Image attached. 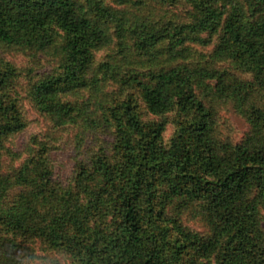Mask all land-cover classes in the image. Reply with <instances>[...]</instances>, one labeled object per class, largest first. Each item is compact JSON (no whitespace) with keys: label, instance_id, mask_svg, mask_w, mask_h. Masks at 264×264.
I'll use <instances>...</instances> for the list:
<instances>
[{"label":"trees","instance_id":"16d2710c","mask_svg":"<svg viewBox=\"0 0 264 264\" xmlns=\"http://www.w3.org/2000/svg\"><path fill=\"white\" fill-rule=\"evenodd\" d=\"M183 1L191 17L179 22L160 20L154 5L0 0V44L57 58L28 92L51 121L48 135L68 131L82 143L102 128L113 138L67 181L38 136L10 152L21 163L6 169V140L29 123L10 94L13 70L0 68V264H59L26 252L33 240L65 252L66 264H264V0ZM112 27L117 57L94 67ZM80 89L89 95L74 98ZM228 104L251 126L238 142L219 121ZM172 110L184 118L165 143L166 124L154 117ZM174 203L197 205L208 233L176 222L170 236Z\"/></svg>","mask_w":264,"mask_h":264},{"label":"rangeland","instance_id":"374dc122","mask_svg":"<svg viewBox=\"0 0 264 264\" xmlns=\"http://www.w3.org/2000/svg\"><path fill=\"white\" fill-rule=\"evenodd\" d=\"M107 2L117 9H128L133 11L142 9L144 12H149V8L145 9L144 7H152V5H154L153 7L157 8L155 12L160 16V20H175L179 22L184 20L186 15H188L186 19L190 18V12L192 10V5L183 0H177L172 4H159L154 0H126L124 3H119L117 0H107ZM110 32L112 34L111 40L94 52V67L100 62L112 58L115 59L117 57L120 45L118 44L117 37L113 34V27ZM216 41L217 39L215 37L212 44L208 46L201 45L198 47L200 58L205 59L210 57ZM56 60V56L49 54L42 55L30 48L11 47L0 44V68H10L13 70L15 75L14 87L10 90V94L18 98L23 114L29 123L25 130L10 136L6 140V149L3 152L4 157L2 158V162L6 169L13 171L20 165L21 159H17L13 155H10L11 151L17 152L19 149H23L33 136H38L39 138L43 137L45 139L48 138L51 146L54 147V149H52V165L55 167V177L60 181H67L68 177L78 171L80 164L90 162L95 150H98L101 147V144L103 145L102 147H109L113 138L110 131L102 128L87 131L90 133L86 136L85 142L82 143L76 142L72 138V135L67 133L68 131L61 130L58 134L52 133L51 135H48L52 130L51 121L49 117L47 118V116L40 112L36 105L31 102L28 97V92L30 83L41 78L46 73H53L56 71L55 69L58 66ZM239 75L243 79H253L251 73H240ZM87 95H89L88 89H80L79 94L73 97L82 99ZM139 110L143 113L142 116L144 118L152 120L153 116L149 114L142 100L139 103ZM218 112L220 124L229 125L230 127L229 131L223 129L228 140L234 142L241 141L250 131V123L236 105L228 104L224 107L221 106ZM154 118L155 121L164 120L166 127L163 133V139L165 143H168L176 133L178 121L184 118V114L180 113L178 110H172L162 116ZM198 208L199 207L194 204H188L186 206L176 205L175 203L172 204L167 212V220L164 221V224L172 229L170 236L176 237V232L173 231V226L176 222L183 227L204 234L208 233L209 226L205 221L204 215L199 213ZM262 214L264 226V207ZM31 243L32 248L26 252L33 256H40L42 254L47 261H57L59 264H66L69 260V257L65 252L44 247L38 240H33ZM35 259L36 258H34V260ZM35 262L38 263L39 260H35Z\"/></svg>","mask_w":264,"mask_h":264}]
</instances>
